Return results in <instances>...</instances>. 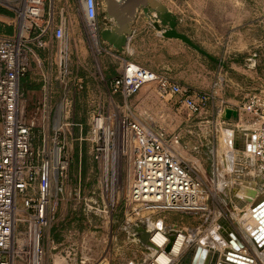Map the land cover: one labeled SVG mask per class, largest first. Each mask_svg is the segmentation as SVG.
Instances as JSON below:
<instances>
[{
    "label": "built area",
    "instance_id": "built-area-1",
    "mask_svg": "<svg viewBox=\"0 0 264 264\" xmlns=\"http://www.w3.org/2000/svg\"><path fill=\"white\" fill-rule=\"evenodd\" d=\"M48 1L53 2L0 0L18 26L13 34H0V264H45L48 230L70 181L72 157L63 136L67 129L82 131L84 126L74 114L76 97L86 82L72 68L69 9H62L56 22L52 6L47 12ZM99 1L75 0L96 61L103 53L119 56L101 37L105 27L99 19ZM49 33L57 43L56 59L49 62L42 95L33 103L22 80L35 58L44 63L37 49L48 47ZM102 80L111 98L120 95L126 101L154 82L161 95L180 96L191 113L201 112L216 94L214 90H191L165 73L130 61L123 63L117 75ZM119 108L97 109L86 138L80 137L91 144L103 194L114 200L120 184L126 182L127 203L136 226L152 223L155 213L204 209L202 183L175 150L179 137L148 126ZM239 109L250 114L256 125L255 143L246 139L245 150L239 152L253 155L264 187V95H250ZM37 127L40 130L35 133Z\"/></svg>",
    "mask_w": 264,
    "mask_h": 264
},
{
    "label": "rangeland",
    "instance_id": "rangeland-1",
    "mask_svg": "<svg viewBox=\"0 0 264 264\" xmlns=\"http://www.w3.org/2000/svg\"><path fill=\"white\" fill-rule=\"evenodd\" d=\"M99 2V9H105L104 0ZM249 3L250 11H262L263 4L259 5V0H249ZM51 6L56 22L62 9H69L72 68L84 77L87 85L77 95L74 106L75 118L84 124L83 130L70 128L63 136L72 157L70 181L60 201L56 220L48 230L50 238L46 241L45 264H96L99 261L142 264L153 253L150 239L154 233L175 230L190 235L194 232L198 240L218 225L221 230L225 229L227 221L240 233L237 237H245L249 243L245 227L251 225V207L253 199H257L260 184L256 165L251 160L253 156L235 149L233 138L236 132L254 134L256 129L252 116L239 108L250 95H264V30H249V48L244 51L240 36L212 39V47H219L215 48L212 54L215 59H212L177 40L172 42L163 38L160 41L153 34L152 29L156 27L151 23L150 28L139 33L134 48L120 52L117 57L103 53L96 61L87 43L75 0L48 1L47 12ZM257 6L260 9H253ZM64 14L67 16V12ZM101 14L100 10V21ZM11 17L12 13L0 12V34H13L18 28ZM48 39L47 48L37 49L45 59V71L49 62L56 59L57 49L52 33ZM125 61L165 73L191 90H214L215 98L201 112L191 113L182 105L180 96L161 95L157 84L151 82L127 101L120 95H113L111 99L102 77L117 75ZM32 77L35 87L30 96L36 103L42 95V74L36 72ZM142 91L155 93L146 111L136 104ZM116 105L120 106V112L124 108L148 126L165 129L168 135L179 137L175 150L193 177L202 183L204 209L194 213H155L146 231L140 232L134 229L138 226L130 216L126 182L120 184L119 196L114 200L103 194L101 173L93 160L91 144L80 137L86 138L91 115L97 109L116 111ZM222 107L236 109L239 114L225 119V112L220 111ZM34 108L33 104L30 111ZM36 130L40 128L37 127L35 133ZM253 188L257 191L256 198ZM188 251L180 255V260Z\"/></svg>",
    "mask_w": 264,
    "mask_h": 264
},
{
    "label": "crops",
    "instance_id": "crops-1",
    "mask_svg": "<svg viewBox=\"0 0 264 264\" xmlns=\"http://www.w3.org/2000/svg\"><path fill=\"white\" fill-rule=\"evenodd\" d=\"M161 1L168 7V9H170L174 14L177 15L178 30L190 36L198 45H200L211 55L213 54V52H215V48H219L216 45L212 47V39L224 37L226 38L232 35L240 36L241 45L243 46L241 50L244 51L249 48V30H264V0H259V5L262 6L263 4V9L262 11L257 12L250 11L251 7L249 0ZM253 9H260V7L257 6V8ZM100 10L102 11L100 21L101 25L103 27H108V23H110V20L106 17L105 9H99V13ZM151 23H153L151 17L146 16L143 11L139 12L138 19L135 22L134 26V34L131 37L130 48L135 47V42L139 33H141L144 29L150 28ZM152 32L160 41L164 40L163 38L165 37H162L157 29L153 28ZM165 39L172 42L176 40L177 42H182L179 39ZM182 44L185 43L182 42ZM118 53L120 54V52ZM42 61L45 63L44 59ZM44 68L45 66H43V63H40L38 60H36V58L33 60L31 70L29 71L28 75L22 80V87L27 90L29 94H31L32 89H34L35 87V81L32 75L36 72H41L43 79V74L45 72ZM154 95L155 93L153 92L146 93L145 91H142L136 98L137 107H139L141 110H148L147 108H149V100L151 98H154ZM141 121L145 123V121ZM245 141L246 139L242 140L241 138H238V142L240 145L245 146ZM251 160L253 165H256V161L254 159Z\"/></svg>",
    "mask_w": 264,
    "mask_h": 264
},
{
    "label": "bare ground",
    "instance_id": "bare-ground-1",
    "mask_svg": "<svg viewBox=\"0 0 264 264\" xmlns=\"http://www.w3.org/2000/svg\"><path fill=\"white\" fill-rule=\"evenodd\" d=\"M238 138L252 139V145L255 143L254 134L240 131L235 133L233 145L239 143ZM245 154L249 155L248 152ZM255 192L257 191L253 188L252 193L256 198ZM253 201L257 203V199ZM251 216V225H248L249 228L245 227L249 243L245 237L239 239L237 236L240 233L228 223L225 229L221 230L218 225L211 233L198 240L194 232L185 235L183 231L170 230L169 233L159 231L151 235L153 253L142 264H264V245L260 247L254 239V232L260 226V220L255 217L252 207ZM232 228L237 236L230 234ZM198 248L200 252L194 260ZM186 250H189L187 255L180 260V255ZM232 259L237 263L231 261Z\"/></svg>",
    "mask_w": 264,
    "mask_h": 264
},
{
    "label": "water",
    "instance_id": "water-1",
    "mask_svg": "<svg viewBox=\"0 0 264 264\" xmlns=\"http://www.w3.org/2000/svg\"><path fill=\"white\" fill-rule=\"evenodd\" d=\"M104 3L106 17L110 20V23H108V27L102 28L101 37L118 52H124L130 48L135 22L138 19L139 12L143 11L146 16L151 17L154 26L163 37L168 39H179L200 53L215 59L190 36L178 30L177 15L168 9L161 0H104ZM224 112L225 119L237 117L239 114L238 110L233 108H226ZM234 147L239 151H243L246 148L239 143H236ZM258 181L260 185L258 188L257 203H252V210L255 213V217L260 220V226L254 232V239L257 241L258 245L262 247L264 245V187L259 178ZM256 185L257 184H255V187ZM235 197L239 198L237 194H235ZM227 223L230 224L228 221ZM147 226V223L142 222L140 226L134 229L140 232L146 231L145 228ZM231 230L230 234L232 236H237L234 229L232 228ZM140 236L142 237V235ZM143 240L146 242L145 239ZM199 248L195 254L194 260L198 257L200 252ZM231 261H233V259ZM233 262L237 263L236 261Z\"/></svg>",
    "mask_w": 264,
    "mask_h": 264
},
{
    "label": "trees",
    "instance_id": "trees-1",
    "mask_svg": "<svg viewBox=\"0 0 264 264\" xmlns=\"http://www.w3.org/2000/svg\"><path fill=\"white\" fill-rule=\"evenodd\" d=\"M0 12L6 13V14H11V11H9L8 9H5V8H3L1 6H0Z\"/></svg>",
    "mask_w": 264,
    "mask_h": 264
}]
</instances>
